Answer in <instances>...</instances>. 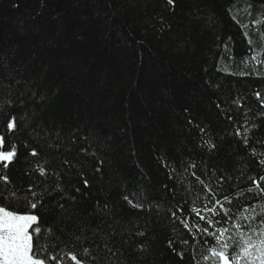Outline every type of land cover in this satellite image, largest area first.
Listing matches in <instances>:
<instances>
[{"label":"trees","instance_id":"obj_1","mask_svg":"<svg viewBox=\"0 0 264 264\" xmlns=\"http://www.w3.org/2000/svg\"><path fill=\"white\" fill-rule=\"evenodd\" d=\"M257 20H264V0H179L175 14L162 13L158 0H0V57L13 72L12 79L3 81L10 87H0V103L9 91L12 99L24 93L22 99L30 102L23 108L5 105L0 131L10 113H27V118L64 133L80 127L111 136L104 152V179L90 176L94 194L78 206L85 223L94 201L103 202V187L121 225L135 222L146 232L145 237L133 236L129 245L115 238L127 264H212L203 259L210 255L203 240L193 241L182 225L169 221L168 203L180 202L185 194L172 200L164 185L179 186L168 178L158 157L165 156L178 169L182 161L195 160L214 168L217 177L227 172L232 177L226 181L229 194L237 191L233 185L250 186L249 175L258 179L264 174L259 157L250 151L264 152V38L257 30L264 25L254 26ZM32 91L37 97L46 94L48 100L36 103ZM189 119L205 129L203 139L214 143L215 150L200 146V130L188 124ZM245 127L250 129L247 147L234 135ZM15 139L19 143L29 136L20 131ZM43 151L53 155L47 148ZM59 166L54 159L52 167ZM9 176L18 186L37 179L25 175L23 163L10 167ZM122 190L141 199L147 193L164 210L149 217L131 209L121 198ZM247 203H264V197H242L229 207L236 211ZM184 207L187 210L188 204ZM90 219L95 226L100 217ZM173 237L174 247L185 253L183 260L167 247ZM180 239L189 245H180ZM137 242L148 246L144 259L133 251Z\"/></svg>","mask_w":264,"mask_h":264},{"label":"snow or ice","instance_id":"obj_2","mask_svg":"<svg viewBox=\"0 0 264 264\" xmlns=\"http://www.w3.org/2000/svg\"><path fill=\"white\" fill-rule=\"evenodd\" d=\"M158 2L162 13L168 14H175L179 5V0ZM158 19L163 28L164 16L160 15ZM258 25H264V20L255 21L254 26ZM243 27L248 28V25ZM257 30L264 38V28ZM244 35L251 46L253 41L249 33ZM252 59L257 57L252 56ZM5 78L12 79L13 72L0 57V87H10L3 84ZM15 83L22 81L16 80ZM23 95L20 94V99H12V92L9 91L8 99L0 103V113L4 112L5 105L11 109L23 108L25 103H30L22 99ZM256 97L261 99L259 92ZM31 98L36 103L48 100L46 94L41 93L37 97L35 91L31 92ZM234 103L243 107L239 100ZM261 107H264V100H261ZM32 115H37L35 108ZM188 124L199 128L202 148L209 152L215 150L214 143L203 139L204 128L191 119ZM256 127L258 125H252V128ZM20 131L29 136L28 141L16 142V133ZM249 131L247 127L243 133L240 129L234 131L245 147L249 144ZM107 140H111V136L102 135L98 129L85 132L76 127L64 133L59 128L45 127L42 120L27 118V113L24 117L9 114L3 131H0V264H67L68 261L71 264H127L124 249L115 245V238L120 237L123 245H129L133 236L145 237V230L135 222L121 225V220L113 216L108 193L103 187L99 189L104 196L103 202L100 199L94 201V211L88 213L87 223L78 207L94 194L90 176L96 177L97 181L104 179L103 169L108 166L104 156L109 147ZM43 148L53 155L46 154ZM250 151L253 157H259L257 164L264 170V152H257L255 148ZM54 159L59 160V168L52 167ZM158 159L168 169V178L179 186L177 189L164 185L172 200L175 201L180 193L185 194L180 202L168 203V219L173 225H182L193 241L199 243L203 240L210 253L203 257L204 261L211 260L212 264H264V203L243 204L236 211L229 207L234 205V201H241L242 197L249 201L264 197V187L261 186L264 174L258 179L249 175L250 186L240 189L238 184L233 185L237 191L229 194L226 181L232 177L227 172L217 177L214 168L202 167L195 160L182 161L178 169L165 156ZM21 163L25 165V175L37 177L26 186H18L9 176L10 167L16 168ZM89 168L91 172L86 171ZM142 195L143 199L135 192L122 190L121 198L131 209L147 212L149 217L159 216L164 210L162 203L152 201L147 193ZM185 204H188L187 210ZM93 217H100L95 226L90 219ZM172 231L175 233V227ZM69 241L72 242L70 249ZM176 243L175 237L170 238L167 247L183 260L185 253L174 247ZM179 244L187 246L189 240L180 239ZM133 251L141 254L139 259H144L148 246L137 242Z\"/></svg>","mask_w":264,"mask_h":264}]
</instances>
